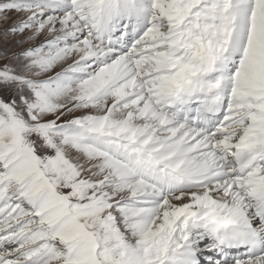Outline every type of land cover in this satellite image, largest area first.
I'll use <instances>...</instances> for the list:
<instances>
[{
	"label": "bare ground",
	"instance_id": "1",
	"mask_svg": "<svg viewBox=\"0 0 264 264\" xmlns=\"http://www.w3.org/2000/svg\"><path fill=\"white\" fill-rule=\"evenodd\" d=\"M50 1L39 0L44 5ZM86 2L92 3L91 23L101 44L90 38L92 36L86 35V22L80 24L86 18L82 12ZM151 2L152 0H78L73 4L68 2L72 9L67 15L70 22L61 18L60 13L56 15V12L62 11V5L56 6L54 3L52 5L56 6V12L42 21L41 28L50 26L55 29L54 35L50 37H61L60 40L68 42L70 46L63 44L59 52L48 54L51 57L41 61V65L49 61L58 68L78 55L81 57L78 61L81 72H71L77 75V80L84 74L90 75L72 88L71 91H75L73 96L69 95L70 91L65 94L64 92L55 94L53 97H58L59 101L64 102L65 100L77 101L82 97L97 101L99 98L112 96L111 99L102 100L104 111L103 108L100 111L105 115L104 117H101L102 114L100 115L97 110L92 113L98 116V120L88 127L87 135L81 134L83 138L81 136L80 140H77V146L61 149V152L64 151L63 156L68 158L69 164L66 165L68 168L60 166V172H56L55 166L49 167L50 176L64 181L69 174L75 172L81 174V169L88 162H93V167L98 166L97 163L101 164L102 171L110 168L111 176L108 179L113 182L111 186L117 190L111 195V191L106 189L103 194L101 188H97L96 190L100 192L95 194L96 201L81 204L73 209L76 217L74 223H77L79 219L94 233L96 232L94 229L100 226L101 229H104L102 226L108 228L107 232L104 230L105 233L114 227H118L123 233L120 236L117 234L119 231L116 230L118 231L116 235L111 231L112 235L100 237L95 233L96 238L93 241L97 240L99 243L98 254L103 264H132V262L170 264L169 259L179 250L182 239L187 238L196 240L193 247L198 251L192 249L193 254L201 256L209 242L205 234L202 232V234L191 236L188 231L180 230L181 225L194 220L192 213L194 208H197L200 203H208L214 208L228 206L237 210L249 209L253 215L254 200L257 202L260 199L259 204H262L264 200L262 196L264 193V52L259 50L254 53L251 50L252 52L244 53L237 43L233 47L223 45L219 41L218 34L207 24L201 11L197 9L194 16L187 19L189 24H186L182 15L178 13L176 15L179 19H176L175 13H172L175 8L173 6L162 8V14H167L166 18L174 27L168 41H165V38L164 43L162 40L156 41L152 34L156 26L152 25L145 31V34L150 33L149 37L146 38L147 35H143L133 46L129 41H123L118 45L119 50L129 46L136 53L131 54L132 52L127 51L120 56L112 57L113 51L105 48L104 45L110 44L111 41L117 42L116 37L112 39L113 35L108 34L113 28L114 18L140 17L143 18L141 23L145 20L149 22L148 18L152 20ZM254 3L256 2H251L252 11H255ZM161 7H159L160 10ZM50 9L53 10V7ZM43 10L40 9L38 12L42 14ZM185 10L186 8L181 9L183 12ZM251 15L255 17L254 12ZM262 23L264 33V18ZM70 24H72L71 28L68 27ZM139 27L131 28V31L121 29L119 32L121 36H133ZM191 30L195 32L194 36H189ZM119 32L115 35L117 36ZM68 34H73L72 37L79 39L80 42L74 43L75 40L72 41V37L62 39V36ZM234 34L240 36L237 30ZM84 35L86 36L82 38ZM147 39L149 40L145 45L143 41ZM167 43L169 48L159 54L157 50L159 44L163 47ZM262 46L264 47L263 40ZM202 47L208 48L210 53L202 54ZM140 48L141 50L149 48L146 61L144 59L146 56L137 59ZM97 49L100 51L97 52ZM237 53H243L244 56L241 57L240 66L235 74L229 76V68H232V62L236 61ZM105 59L114 62L101 67ZM94 67L99 70L97 73L91 69ZM64 69L65 65L62 70ZM86 70L91 71L86 73ZM151 89L153 91L149 95L148 91ZM208 89H212L210 94H205ZM136 96H138L137 99H132ZM213 97H219V99L211 102ZM198 102L201 103L199 106L201 109L198 107L197 112L201 114L198 117L196 110H193L195 124L189 120H183L181 115L185 113V117H188L193 105ZM111 106L113 111L106 112ZM221 107L225 114L233 111L231 116H228L231 122H234L232 117L238 119L239 115H243L245 119H239L241 130L237 128L236 133L233 131L236 126L229 125L224 128V137H212V134H208L202 125H209L213 119H216L212 115ZM175 115L180 116V119L176 120ZM165 126H168V130H163ZM113 127L121 136H118L117 141H115L116 138L113 140L107 136ZM127 140L136 145L131 143L130 146ZM123 141L125 143H122ZM3 143L0 141V147ZM0 151L4 152L1 149ZM200 151L204 152L197 154ZM232 151H234L233 154ZM83 153L86 156L82 155ZM223 153L226 155L222 156ZM229 153L238 158V164L241 167L245 168L244 165H249L248 170L243 173L242 182L228 173L227 168L232 162L229 159ZM189 154L192 156L190 157ZM11 155L12 151L8 153V157ZM255 157L260 158L255 159ZM100 158L104 159L107 166L100 162ZM33 159L22 158L25 172L35 170L37 163ZM78 162L80 164L77 165ZM62 171L64 174H61ZM158 178L164 179L163 186L154 181ZM42 179L33 180L28 188L34 187L39 194L37 210L47 208V219L50 220V217H53L54 223H57L65 212V206L57 200L55 195L49 196L41 192L46 188L45 180ZM23 180L27 183V179ZM160 187L171 193L167 194ZM1 191L2 188H0ZM84 192L83 187H79L73 194L80 195ZM118 194L120 198L125 199L126 196L134 198L132 202L127 203L134 214L133 219H128L129 226L128 220L121 222L123 215L127 214L117 216L116 208L118 210L121 208L115 205L121 202L117 200L112 204L114 202L112 198ZM1 196L2 194L0 198ZM165 197L167 199L163 202ZM187 206H191L192 210L185 214ZM139 245L142 246V250H139ZM5 255L1 252L0 258L2 259ZM88 260L94 261L92 257ZM96 261L102 264L99 260ZM215 261V264L219 262L217 259ZM245 264H264V262L250 260Z\"/></svg>",
	"mask_w": 264,
	"mask_h": 264
},
{
	"label": "rangeland",
	"instance_id": "2",
	"mask_svg": "<svg viewBox=\"0 0 264 264\" xmlns=\"http://www.w3.org/2000/svg\"><path fill=\"white\" fill-rule=\"evenodd\" d=\"M76 1L78 0H51L47 5H44L41 4L39 0H32L31 2H25L24 0H0V141L4 142L0 147V149L4 151H0V188H2L0 192V195L2 194L0 198V253L2 252L3 255H7V257L5 255L2 259L0 258V264H98L96 260L99 259L97 258L96 251L88 252L87 250H81L85 248V246L90 248L94 243L88 245L87 243L79 242V235L75 232V226L73 225L76 220L73 209L76 208V206L87 203V200L89 202L96 201L95 196L100 192L96 190L97 188H101L100 190L103 194H105L107 189L111 191V195L117 190L111 186L113 182L108 179L111 176L110 168L106 171H102V167H100L102 166L101 164L97 163L98 166L93 167L92 165H94V163L88 162V164L81 169V174L86 175L81 176L78 172L80 174L79 176V174L75 172L74 174H69V177H66L65 181L58 177L50 176L49 168L50 166H55V171L60 172V166L66 167V165L69 164L68 158L66 159V157L63 156L64 151L61 152V149L63 147H68L67 149H69V147H76L77 140H80L82 136L81 134L87 135L88 127L92 125L95 120H98V116L92 113L97 110L101 115L102 111L100 110L103 108L102 100L112 98V96H106L96 101L95 99H89V97H82V99L80 98L77 101L65 100L61 102L58 97H53V95L70 92L83 78L90 77L89 74H84L81 79L77 80L76 84H74L76 81V78H73L75 77L74 72H81V66L78 65V61H80L81 57L76 55L72 59L73 61L71 60L69 63L64 64V71L62 70L64 65L55 68L49 61L41 65V61L51 57L48 54L59 52L60 46L63 44L65 46H70L68 42L60 40L61 37H50V35H54L55 29L50 26L41 28L43 25L42 21H44L46 17L49 18L54 15L56 6L62 5V11L56 12V15L60 13L61 18L70 22L67 15L70 14L72 9H70L68 2L73 4ZM155 1L156 2L152 0L151 2V9H153L151 10V18L153 23L156 24L155 26L160 27V29L162 28V31H156L153 34V38L156 41L162 40L164 43V38L166 39L167 34H169L168 32L173 30L172 25L168 23V18H166L167 14H162V8H172L175 4H179V8L176 9L175 7L172 13H175L176 19L178 18L176 13L182 15L183 21L185 20L186 24H189L187 19L193 16L197 9L201 11L207 24L218 34L219 41L223 45L236 46V42L238 41L234 35L236 30L237 33H240V36L243 33L241 37L236 34V37H240V42H237V44L244 53L252 52L251 50L253 49H255L256 52L259 51L261 48L260 43L262 40L264 41L262 28L261 41L258 36L261 21L256 20L254 22L248 10V4L250 3V9L253 6L251 2H256L253 7L255 11L250 9L251 14L254 12L255 15L253 19H263L264 0H164V3L163 0L162 2L159 0L160 3L158 0ZM157 2L160 5H158ZM54 3L56 6L52 5ZM52 7L53 10H49V8ZM83 7L82 12L86 18H84L83 22H80V24L87 23L85 24V26L87 25L86 35L92 36L90 38L94 39L97 34H95L94 37L95 31L91 23L93 17L92 3L86 2ZM159 7H161V10ZM180 7L181 9L186 8V10L183 12ZM40 9L43 10L42 14L38 12ZM160 14H162V16ZM115 19L116 18H114V20ZM252 23L258 32L253 38L249 36L250 25ZM152 25L153 24H150L149 27ZM69 26L71 28L72 24L68 25V27ZM145 35H147V38L150 34L148 33ZM194 35L195 32L191 30L189 36ZM72 36L73 34H68L62 36V39L65 40ZM71 40H75L73 41L74 43L80 42L79 39H73V37ZM148 40L149 39L143 41L145 45H147ZM97 42L101 44L100 40ZM118 45H120L119 39H117L115 50L109 45L112 49L111 51H113L112 57L120 56L127 51L132 52L131 54L136 53L129 47L119 50ZM168 48V44H165L163 47L159 44L157 50L160 54L161 52H165ZM148 49L149 48L141 50L140 48L141 51L137 53V59L146 56L144 57L146 61L149 53ZM97 50V52L100 51L99 49ZM144 51H146L145 54L143 53ZM261 51L264 52L263 46ZM97 55L100 56L101 54ZM105 60L103 64L101 63V67L114 62L107 61V59ZM233 63L238 64L239 62L233 61ZM85 65L88 66L89 64ZM91 69L95 71V73L99 71L96 67ZM122 70L121 72L124 71ZM236 70L237 66L233 64V70L230 71L229 76H233ZM88 71L90 72L91 70H86V73H89ZM55 87L58 88L54 89ZM151 91H153V89L148 91L150 93H148L149 95H151ZM74 93L75 91L73 90L69 95L71 94L73 96ZM137 98L138 96L132 99ZM93 104H99L100 106L95 107ZM109 111H113V106L107 109L106 112ZM104 116L105 115L102 114L101 117ZM240 118L245 119L243 115H239L238 120ZM58 123L60 125H58ZM239 128L241 130V125H239L238 121V129ZM163 130H168V126H165ZM109 131L110 136L107 135L109 138L113 140L116 138L115 141H117L119 137H121L120 134L118 135L116 133L114 127ZM126 142H129L128 144L131 146V141L127 140ZM122 143L125 142L123 141ZM133 145L136 144L134 143ZM10 151H12V155L8 157ZM22 152L24 154H21ZM31 152H37L38 157L33 159L30 154ZM201 152L204 151L197 152V154H201ZM191 154H189L190 157L192 156ZM82 155L86 156L84 153ZM22 158H32L36 161L37 166L35 170L25 172ZM84 159L85 158H83V160ZM53 161L57 163L54 164ZM100 162L104 166H107L103 158H100ZM78 164H80V162H78L77 165ZM67 168L68 167H66V169ZM230 171L234 178L241 179L234 175L232 170ZM61 174H64V171H62ZM37 178L39 180L40 178L45 180L44 186L46 188L44 191H41L44 192L43 194L49 196L55 195L58 201H60V198H65L66 200L64 204L66 210L69 211H65L62 219L60 218L57 223H54L53 217H50V220L49 218L47 219L46 216L43 218V214H47L48 211L44 210V208L42 211H37L35 204L38 195L34 193L35 190L32 187L27 190L31 182ZM23 179H27V183L26 180ZM75 179L76 181H74ZM79 187H83L85 192L80 195L73 194ZM87 190L92 191L90 192ZM118 196L119 194L112 198L114 200L112 204L116 203L117 200L121 202L115 205L121 208L119 210L116 208L117 216H121L123 213H128L129 205L127 203L132 202L134 198L132 196H126L124 199ZM165 199H167V197L163 198V202ZM70 212L72 213L71 215ZM37 213L42 214L39 215ZM132 214L133 213H128L126 218H131ZM122 218L124 220L126 219L124 215ZM127 222L129 226V220ZM104 230L107 232V228L101 229V226L98 229H94L99 237L110 236L112 232L117 233L119 231L117 227L114 229L112 228V232L109 231L108 233H105ZM117 234L120 236L122 235L120 232ZM81 244H85V246H80ZM94 245L99 249L97 243ZM90 257H92L94 261L90 262L88 260Z\"/></svg>",
	"mask_w": 264,
	"mask_h": 264
},
{
	"label": "water",
	"instance_id": "3",
	"mask_svg": "<svg viewBox=\"0 0 264 264\" xmlns=\"http://www.w3.org/2000/svg\"><path fill=\"white\" fill-rule=\"evenodd\" d=\"M32 156L33 157H37V155L35 153H32ZM79 227L81 228V230L83 231V233L86 235V236H89L91 238H93V234L91 233V231L86 227V225L83 223V222H79Z\"/></svg>",
	"mask_w": 264,
	"mask_h": 264
}]
</instances>
